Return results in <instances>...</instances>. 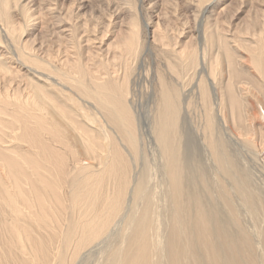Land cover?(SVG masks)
Listing matches in <instances>:
<instances>
[{"label":"bare ground","instance_id":"1","mask_svg":"<svg viewBox=\"0 0 264 264\" xmlns=\"http://www.w3.org/2000/svg\"><path fill=\"white\" fill-rule=\"evenodd\" d=\"M216 2H187L195 42L143 18L82 69L0 0V264H264V9L223 28Z\"/></svg>","mask_w":264,"mask_h":264},{"label":"rangeland","instance_id":"2","mask_svg":"<svg viewBox=\"0 0 264 264\" xmlns=\"http://www.w3.org/2000/svg\"><path fill=\"white\" fill-rule=\"evenodd\" d=\"M10 1L16 6H23L34 18V22H29L24 27L20 18L12 15L11 21L16 31L22 34H16L19 44L33 47L38 55L41 49L47 59L63 58L72 67L77 64L84 69L81 59L87 52H99L97 48L100 42H113L120 35L129 34L131 28L137 30L139 37H142L143 18L161 36H181L180 41L195 42L196 15L199 12L188 6L187 2L190 0H149L153 6L148 8L145 6L147 0H142L143 15L139 12L141 6L137 0H125L123 6L115 0ZM218 5L225 7L226 11L216 21L223 28H236L245 20L250 23L258 20L264 9V0H217L212 6L213 12L217 11L214 7ZM127 8L132 9V13ZM5 53L12 70H17L10 51ZM57 88L73 100L74 107L82 108L73 90H67L61 82H58ZM100 123L101 120L98 124Z\"/></svg>","mask_w":264,"mask_h":264}]
</instances>
